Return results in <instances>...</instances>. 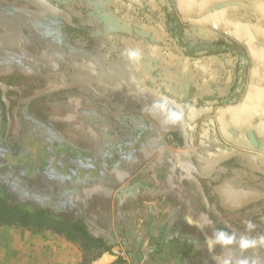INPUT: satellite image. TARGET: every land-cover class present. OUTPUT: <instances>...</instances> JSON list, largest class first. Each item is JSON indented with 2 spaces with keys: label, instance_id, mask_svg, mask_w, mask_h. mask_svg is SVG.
Masks as SVG:
<instances>
[{
  "label": "crops",
  "instance_id": "obj_1",
  "mask_svg": "<svg viewBox=\"0 0 264 264\" xmlns=\"http://www.w3.org/2000/svg\"><path fill=\"white\" fill-rule=\"evenodd\" d=\"M63 1L55 4L70 21L87 25L82 34L72 33L76 43L93 36L91 53L69 57L45 39L61 56L49 59L21 20L28 14L1 13L0 50L37 58L51 75L59 71L86 78L112 101L84 89L60 87L50 77L39 80L3 69L0 63L1 81L11 86L31 83L13 86L8 95H17L11 102L10 132L18 128L19 106L27 103V113L42 123L39 130L29 128L33 139L35 134L45 140L55 136L83 155L108 162L106 170L118 187L91 192L89 204L103 217L106 237L114 244L107 251L94 250L51 229L3 224L0 264H112L119 247L131 264H263L259 240L264 229L258 216L264 215V202L241 211L224 210L202 181L208 199L204 202L191 180L195 172L182 171L191 170L190 163L178 157L182 151L169 141L173 136L183 145L177 126L161 124L147 104L115 94L145 89L164 95L182 106L191 147L199 154L245 150L262 161L264 172V0ZM0 5L26 12L29 4L0 0ZM107 128L123 139L105 135ZM218 172L214 185L264 189V176L238 158H228ZM218 231L234 234L236 243L210 247ZM241 237L256 240V246L241 250Z\"/></svg>",
  "mask_w": 264,
  "mask_h": 264
},
{
  "label": "trees",
  "instance_id": "obj_2",
  "mask_svg": "<svg viewBox=\"0 0 264 264\" xmlns=\"http://www.w3.org/2000/svg\"><path fill=\"white\" fill-rule=\"evenodd\" d=\"M52 1L57 5L64 2ZM0 13L8 17L28 14L21 20L32 32L31 41L49 59L58 60L61 56L43 43L45 39L57 44L69 57L92 51L90 39L93 36L79 39L80 43L72 36L75 31L82 34L80 30H86L84 23L67 22L53 16L36 18L27 11L3 5H0ZM0 63L3 69H15L14 72L35 75L41 80L51 78L47 66L20 52L0 50ZM25 105L27 103L18 108V128L11 135L10 108L7 109L0 98V168H5L4 173L0 172V220L9 225L51 229L71 240H82L89 249L109 250V245L114 243L106 237L108 227L100 213L91 210L89 204L91 192H110L118 187L106 170L108 162L83 155L55 136L45 140L35 134L37 138L33 139L29 128L39 130L42 123L27 113ZM150 126L144 121L146 130ZM105 135L123 139L111 128H107ZM11 136H14L13 141H10ZM258 223L262 224L261 215Z\"/></svg>",
  "mask_w": 264,
  "mask_h": 264
},
{
  "label": "water",
  "instance_id": "obj_3",
  "mask_svg": "<svg viewBox=\"0 0 264 264\" xmlns=\"http://www.w3.org/2000/svg\"><path fill=\"white\" fill-rule=\"evenodd\" d=\"M30 4L36 8V10H28L27 12L36 17V18H44L46 16H53L57 18H61L65 21H70L71 18L68 13L57 6L55 3L50 0H27ZM134 1V0H129ZM61 78L62 83L67 88H85L87 91L91 92L95 97L112 101V98L109 96H105L99 90H97L90 83H80V84H71L64 81L65 76L63 74H57ZM14 88L2 81H0V91L1 98L5 103L6 108H9V101L6 97L8 91L13 90ZM115 97H125L131 100H134L138 104H147L152 111L153 117L159 121L161 124L166 125L169 128H172L173 125L177 126L182 138V149L181 153L178 157L182 160H187L191 167L193 168L195 174L191 176L192 182L195 184L199 194L202 196L204 202H208L207 194L200 184V182H207L208 188L213 191V193L217 196L219 201V206L227 211H241L252 205H256L258 203L264 202V189L261 188H237L233 186L229 182H221L220 184L214 185V177L219 173L218 167L225 163L228 158H238L241 162L247 167H249L253 172L257 174H261L264 176V172L262 170V161L259 160L254 154L245 151V150H231L226 153H206L205 155L199 154L196 148L191 147L192 139L189 137V132L191 129L186 128L184 123V115L181 121L177 123H166V114L161 113L158 110H154L152 105L161 100L164 95L155 92L149 91L145 89H140L138 91H121L115 94ZM172 102V103H170ZM175 103V102H174ZM171 99L168 98V107L176 112H182L183 108L179 104H174ZM206 126V123L203 125ZM197 129L196 125L193 129L195 131ZM199 162V163H198ZM262 226L264 228V215L261 216Z\"/></svg>",
  "mask_w": 264,
  "mask_h": 264
},
{
  "label": "clouds",
  "instance_id": "obj_4",
  "mask_svg": "<svg viewBox=\"0 0 264 264\" xmlns=\"http://www.w3.org/2000/svg\"><path fill=\"white\" fill-rule=\"evenodd\" d=\"M152 108L154 110H158L161 113L166 114V117H167V119L165 121L166 123H177V122L181 121L183 118L182 112H176V111H174L168 107V98L167 97H162L160 101H158L152 105ZM248 228L251 229L252 225L249 224ZM234 243H236V237L234 234L229 235L224 231H218L214 234V239L212 241H210L209 246L210 247L213 245L228 246V245H232ZM259 243L261 245H264V237H262L259 240ZM256 244H257L256 240H249L245 237H241L239 240V248L241 250H245V249H248L250 247H255ZM223 264H230V261L225 260L223 262ZM239 264H248V261L247 260L240 261ZM253 264H254V262H253Z\"/></svg>",
  "mask_w": 264,
  "mask_h": 264
},
{
  "label": "flooded vegetation",
  "instance_id": "obj_5",
  "mask_svg": "<svg viewBox=\"0 0 264 264\" xmlns=\"http://www.w3.org/2000/svg\"><path fill=\"white\" fill-rule=\"evenodd\" d=\"M51 1V0H50ZM52 2V1H51ZM54 3V2H53ZM29 4V3H28ZM29 5H31V4H29ZM32 6V5H31ZM28 11V10H27ZM57 74H62L61 72H59V71H57V72H54L53 73V75H51V78H53L54 80H55V84H57L58 86H60V87H63V88H67L63 83H62V81H61V78H59V76H56ZM64 75V74H63ZM33 76H35V75H33ZM65 76V79H64V81H66L67 83H71V84H80V83H90L89 81L87 82V81H85V80H87L86 78H81V77H79V76H66V75H64ZM36 78H38L37 76H35ZM39 79V78H38ZM39 80H41V79H39ZM1 81V80H0ZM3 82V81H2ZM5 83V82H4ZM7 84V83H6ZM9 85V84H8ZM11 86V85H10ZM13 87V86H12ZM77 88H79V89H84V90H86L85 88H80V87H77ZM14 90V89H13ZM13 90H10V91H8L7 92V94H6V97H7V99H8V95H9V93L10 92H12ZM115 93H117V91L115 92ZM0 98H1V91H0ZM2 99V98H1ZM8 101H9V99H8ZM30 103V102H29ZM9 108H10V116H9V125H10V122H11V102L9 101ZM10 129V128H9ZM10 134H11V132H10ZM11 135H13V133L11 134ZM14 137V136H13ZM220 184V183H219ZM262 218V217H261ZM262 222V221H261ZM262 225V224H261ZM263 227V226H262ZM264 229V228H263ZM264 264V263H263Z\"/></svg>",
  "mask_w": 264,
  "mask_h": 264
},
{
  "label": "built area",
  "instance_id": "obj_6",
  "mask_svg": "<svg viewBox=\"0 0 264 264\" xmlns=\"http://www.w3.org/2000/svg\"><path fill=\"white\" fill-rule=\"evenodd\" d=\"M169 141L172 144L173 148L176 150H181L182 145L181 142L175 139L173 136H169ZM115 257L119 260V264H131L130 263V256L127 251L121 247L115 249Z\"/></svg>",
  "mask_w": 264,
  "mask_h": 264
},
{
  "label": "rangeland",
  "instance_id": "obj_7",
  "mask_svg": "<svg viewBox=\"0 0 264 264\" xmlns=\"http://www.w3.org/2000/svg\"><path fill=\"white\" fill-rule=\"evenodd\" d=\"M9 3H11V2H9ZM27 9L28 10H36V8L35 7H33V6H31V5H27ZM66 69H68V68H66ZM70 70V69H69ZM20 81H18L17 82V84H15V83H13L12 84V86H21L22 88H24L26 85H31V83L29 82V81H22L21 83H19ZM21 84V85H20ZM26 94L25 93H21V95H19L20 97H23V96H25ZM16 97H17V95H16V93L14 94V93H11V95H10V99H9V101L10 102H16L17 101V99H16ZM19 97V98H20ZM18 98V99H19ZM14 140V137L13 136H11V139H10V141H13ZM0 172L1 173H4L5 172V168H0ZM7 225L6 223H4L3 222V220H0V225ZM14 225H18V224H14ZM34 228V227H33ZM94 254L95 253H91V255L92 256H94ZM114 256H115V254H114ZM130 263H131V260H130ZM112 264H119V260L115 257V261H114V263H112Z\"/></svg>",
  "mask_w": 264,
  "mask_h": 264
},
{
  "label": "bare ground",
  "instance_id": "obj_8",
  "mask_svg": "<svg viewBox=\"0 0 264 264\" xmlns=\"http://www.w3.org/2000/svg\"><path fill=\"white\" fill-rule=\"evenodd\" d=\"M185 174H190L193 170V168L191 167V170H182Z\"/></svg>",
  "mask_w": 264,
  "mask_h": 264
}]
</instances>
